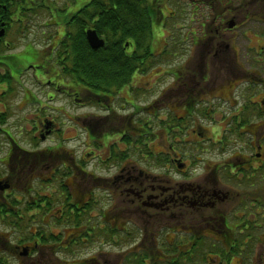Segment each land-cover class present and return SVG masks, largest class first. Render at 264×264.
Listing matches in <instances>:
<instances>
[{
    "label": "flooded vegetation",
    "instance_id": "flooded-vegetation-1",
    "mask_svg": "<svg viewBox=\"0 0 264 264\" xmlns=\"http://www.w3.org/2000/svg\"><path fill=\"white\" fill-rule=\"evenodd\" d=\"M127 26L151 30L145 57L134 39L115 42ZM88 33L103 46L93 49ZM82 42L87 58L117 51L159 63L160 83L167 72L172 84L135 85L133 102L84 86L73 64ZM5 67L16 79L30 72L36 96L39 86L51 100L70 93L64 116L81 122L73 133L85 144L0 155L15 168L46 162L45 178L31 173L21 195L0 177L2 212L16 217L12 205L27 197L28 216L46 227L43 247L33 224L25 239L0 234V264H264V0H0V74ZM89 110L101 122H85Z\"/></svg>",
    "mask_w": 264,
    "mask_h": 264
},
{
    "label": "rangeland",
    "instance_id": "rangeland-1",
    "mask_svg": "<svg viewBox=\"0 0 264 264\" xmlns=\"http://www.w3.org/2000/svg\"><path fill=\"white\" fill-rule=\"evenodd\" d=\"M209 24H207L208 26ZM200 29V28H198ZM187 29H183V31H186ZM200 33V36L202 34L201 29L197 30ZM205 32H210L204 30ZM154 42L155 47H154V52L158 53L163 49V46L165 44V38L161 37L159 33H154ZM190 46H179L177 45V51H182L183 49L189 48ZM166 61L163 62V64ZM160 65V64H159ZM169 66H165L164 70H168ZM156 70L155 67L153 70L144 76H138L136 78H133V76L128 80V83L137 85L141 90L144 89H150L151 87L153 88L154 91H162L166 87L169 86V82L166 81L164 83H160L162 80L161 77L156 78ZM29 77L31 73H28ZM15 75V74H14ZM90 76V75H89ZM90 82V81H89ZM95 82H101V81H95ZM91 83V82H90ZM20 85V82L17 83ZM84 85V84H83ZM86 86V85H84ZM87 87L90 88H95L94 84L88 85ZM30 88V87H29ZM32 89V88H31ZM114 89V88H110ZM117 89V88H115ZM135 89V88H133ZM121 93L114 97L115 99L119 96L122 98L119 99L120 102L126 101V102H133L136 101V98H134V95L132 96L129 94L126 90H124V87L119 88ZM37 97H33V94H31L30 99H25L23 98L24 96L20 93L13 94L11 96L10 101L6 104L7 105V111L10 112V119L6 122L5 125L2 126V130L6 132L7 134L3 135V138L1 139L3 143V149H7V143H4L5 139H9L8 135L13 138L12 143H15L17 146L12 145L13 150L15 151L14 153L17 154V156L20 155V152H42V151H50V150H43V149H56L60 150L61 147H56V145H62V148L68 151H73L77 150L78 148L81 147V145L85 144V141H79V139H76L75 133L80 134L81 129L83 128L81 122L80 127L79 126H74V125H69L67 124L64 119H65V108H64V103L67 101L65 96H70L71 94L68 93L67 95L64 93H56L52 94L55 96L53 100L47 97L48 94H50V90L48 87H41L39 86V89L37 91ZM73 96V95H72ZM35 98L37 100L38 108L41 102L42 103V108L36 109L34 108L33 105H28V102L31 100L33 101ZM74 97V96H73ZM61 101L59 102V100ZM151 100V99H149ZM70 101V99L68 100ZM113 100H110V102ZM8 106H10L8 108ZM26 107V108H23ZM44 107H49L44 109ZM0 110H3V108L0 106ZM69 111V114H72L74 117V111ZM13 112V113H12ZM59 112V114H57ZM130 113V111H129ZM82 118L84 119L85 122L88 121H100L101 118L104 116V113L100 112H95L94 110H89L88 112H84L83 114H80ZM143 116L151 117L147 111L143 112ZM138 117V116H136ZM47 122H51V124H46ZM61 127V131H60ZM114 127H118V125H115ZM83 130V129H82ZM49 131H54L53 136H56V138L49 139V136L51 133ZM75 132V133H73ZM84 132V131H83ZM82 132V133H83ZM44 137L45 139H48V141L44 143L40 142H35L33 141L36 138H41ZM8 142V141H7ZM32 149H39V150H32ZM6 151H2V153H5ZM1 153V152H0ZM1 153V154H2ZM59 152H53V154H57ZM0 154V155H1ZM29 159H27L28 161ZM2 161L0 163V177L3 179V182L7 183L10 185L15 192H17L18 195H21V193L26 192L27 188L30 186V179L29 176L30 174H37L39 175L38 177L40 179L45 178V166L46 162H42L40 164H33V162H28L26 164H19L20 167L15 168L13 165L8 162V160L4 157L1 158ZM11 166V169L9 167ZM40 182H32L31 185V190L36 189L39 187ZM87 189L90 188V185L87 183L86 185ZM1 191V190H0ZM15 196V193H13ZM13 198V197H12ZM12 198H9L8 201H10ZM0 234L4 236V239H7L11 237L13 240L15 239V234L8 231L5 227H3L0 224ZM13 235V236H11Z\"/></svg>",
    "mask_w": 264,
    "mask_h": 264
},
{
    "label": "trees",
    "instance_id": "trees-1",
    "mask_svg": "<svg viewBox=\"0 0 264 264\" xmlns=\"http://www.w3.org/2000/svg\"><path fill=\"white\" fill-rule=\"evenodd\" d=\"M109 17H107L106 14H104L99 21H109ZM131 18L124 17L122 15V18L120 19L121 22L124 21H130ZM129 31L132 33V35L126 34L124 31ZM119 36H117L115 42H122L126 38H132L134 39L137 44V52L141 53L143 52V56L145 57L148 53L149 49H147V42L148 39H150V30H141L135 29V27H129L127 26L126 29L122 28ZM127 35L129 37H127ZM81 46V52H78V56L80 55V59L74 60V65H79L81 68L79 69L80 74H82V81L84 85H92L94 84L95 88H117L124 86L127 84L128 80L133 76L134 72L139 69L141 70V66H143L146 61L141 62L140 59L137 57L131 59V60H123L122 58H118V52L115 53L114 59H108L107 56L101 57L99 55L98 59H92L87 58V47L84 44V42L81 43H75V47ZM84 48V49H83ZM100 54H105V52H101ZM140 57V58H142ZM90 75V76H89ZM91 83H90V82ZM95 81H101V82H95ZM12 83L13 79L10 75H7V73L3 76H0V84L6 85L3 89L0 90V94L5 93L4 95H9L12 92ZM4 95H0V103L3 101L4 103L8 102L10 99V96L4 97ZM32 103H36V101H33ZM7 105L5 104L3 107V112L0 110V139L3 138V135L6 134L4 130H2V126L6 124L8 119H10V112L7 111ZM10 106H8L9 108ZM13 113V112H12ZM1 143V142H0ZM14 206V205H13ZM20 208L21 214L16 215H9V213L2 212V207L0 206V224L4 226H10L11 231L14 233H19L20 239H25L29 235V227L35 226V243H37L38 246L43 247L44 244L46 245V238L44 230L45 223L42 221L40 217H32L31 214H29L31 217L28 216V213H30V207L29 203L27 202V199L25 198L24 201H22L21 204L15 205ZM34 221V223H32Z\"/></svg>",
    "mask_w": 264,
    "mask_h": 264
},
{
    "label": "water",
    "instance_id": "water-1",
    "mask_svg": "<svg viewBox=\"0 0 264 264\" xmlns=\"http://www.w3.org/2000/svg\"><path fill=\"white\" fill-rule=\"evenodd\" d=\"M87 39L91 47L94 49L103 46V42L99 41L94 33H88Z\"/></svg>",
    "mask_w": 264,
    "mask_h": 264
}]
</instances>
